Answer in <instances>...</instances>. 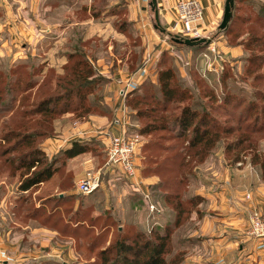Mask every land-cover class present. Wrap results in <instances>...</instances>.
Returning <instances> with one entry per match:
<instances>
[{
	"label": "rangeland",
	"instance_id": "rangeland-1",
	"mask_svg": "<svg viewBox=\"0 0 264 264\" xmlns=\"http://www.w3.org/2000/svg\"><path fill=\"white\" fill-rule=\"evenodd\" d=\"M3 1L0 264H129L133 257L118 250L124 242L139 252L141 246L138 259H145L157 244L153 229L165 227L178 202L188 209L182 201L214 194L235 159L248 163L251 177V166L264 163V0H235L225 31L216 27L204 36L201 16L199 39L209 43L194 48L171 41L169 35L180 37L179 30L163 34L154 22L152 28L130 22L119 0L115 5L91 0L80 9L77 24L71 23L69 8L56 9L41 24L38 5ZM88 12L98 26L83 24ZM102 25L110 37L99 35L105 34ZM96 29L99 34L88 37ZM166 71L172 73L173 97L163 96L158 84ZM126 74L125 83L120 78L113 84ZM118 84L121 91L114 90ZM117 111L124 116L117 118ZM119 127L142 142L130 179L108 166L111 135ZM47 140L58 146L45 148ZM74 143L84 153L68 158L64 152ZM35 147L40 155L33 159L43 162L30 171L19 168ZM50 165V179L20 190L21 175ZM91 174L99 175L98 189L77 194L76 182ZM207 203L193 206L192 219L171 233L162 255L166 264L218 257V249H210L215 244L188 238L199 228L195 210L200 221L209 213ZM256 214L264 219L250 210L247 233L264 239L250 234ZM211 263L218 264V258Z\"/></svg>",
	"mask_w": 264,
	"mask_h": 264
},
{
	"label": "crops",
	"instance_id": "crops-1",
	"mask_svg": "<svg viewBox=\"0 0 264 264\" xmlns=\"http://www.w3.org/2000/svg\"><path fill=\"white\" fill-rule=\"evenodd\" d=\"M27 1L30 7H36V5H38V21L41 24H47L50 16L57 11L56 9L63 7L70 9V16L74 19L71 20V23L77 24L78 22L76 23V19L78 18L80 9L88 7L91 4V0ZM112 1L114 5L117 3V0ZM178 1L179 0H156L159 23L166 31H170L176 21V6ZM195 1L199 3L202 9L201 27L205 36L206 33L209 34V32L213 31L216 27H219L225 0ZM3 2V0H0V5L3 6ZM108 4H110L109 1ZM118 5L119 7L127 9V18H129L130 22L137 23L138 25L143 24L148 27H151V24L154 22V13L150 8V0L139 2L133 0H119ZM89 18L90 13L88 12L86 22L83 23L84 25H89V29L98 26ZM105 21V23H108V20ZM101 28L105 34L97 33L100 30L96 29L94 33L88 37L92 38L95 34H99L102 37L104 35L105 38L111 36L110 33L105 30H109L108 26L105 28V25H102ZM144 34L148 37L150 32L146 29ZM120 78H122V81L125 83L127 74L126 76L118 75L117 78L113 79V84L118 82ZM118 88L121 91L122 88L119 87V84L114 90L117 91ZM115 98L117 99V96ZM116 115L117 118H122L124 116L122 111H117ZM56 143L57 140H47L44 143V147L48 149V147L58 146L54 145ZM247 168H250L248 163L237 162L236 164L230 165L228 175L222 177L220 180L218 179V189L214 190V194H208V192L204 194L198 193L203 200L208 201L207 211L209 213L200 221L196 214H194V220L198 222L197 225L199 228L192 232L188 238H196L198 241L192 239L193 241H197L196 243L215 244L214 248L211 246L210 249L211 253L218 249V257H214V254H211V261L207 260L208 264H212L211 262L214 260L216 261L217 258L218 264H264V239L257 240L251 238L247 233L250 210H258L264 216V174L262 168L251 166L255 174L254 177H251ZM246 196H249V199H246ZM164 221L165 225L171 224L174 221V215H172L171 219ZM236 243H240V245ZM0 258H2V256H0ZM207 263L203 262L201 264Z\"/></svg>",
	"mask_w": 264,
	"mask_h": 264
},
{
	"label": "built area",
	"instance_id": "built-area-1",
	"mask_svg": "<svg viewBox=\"0 0 264 264\" xmlns=\"http://www.w3.org/2000/svg\"><path fill=\"white\" fill-rule=\"evenodd\" d=\"M137 2L143 0H135ZM177 21L172 31L179 30V36L186 39H199L202 37L198 25L201 21L202 11L200 5L193 0H179L177 2ZM108 155V166L117 167L125 179L135 177L133 158L140 154L142 142L137 135L128 136L123 127L112 133ZM99 175L91 174L79 179L75 184V191L82 196L93 194L99 187ZM249 199V196H248ZM256 238H264V219L258 214L251 220V233Z\"/></svg>",
	"mask_w": 264,
	"mask_h": 264
},
{
	"label": "trees",
	"instance_id": "trees-1",
	"mask_svg": "<svg viewBox=\"0 0 264 264\" xmlns=\"http://www.w3.org/2000/svg\"><path fill=\"white\" fill-rule=\"evenodd\" d=\"M234 4H235V0H234ZM233 16V13H232ZM230 22H232V17L230 19ZM229 22V24H230ZM255 40H261L262 37H255ZM172 78V73L169 71H166L164 73H162L158 79V84L160 86V91L163 94V96L171 95L172 97L174 96V90H170V85L169 82ZM50 104V103H49ZM193 116H195L194 114H192ZM192 116V117H193ZM188 120V119H186ZM190 123V121H188ZM150 128V127H149ZM149 129L146 128L144 130H142L141 132H148ZM142 134V133H141ZM38 135H42L39 134ZM35 136V135H34ZM28 146V145H27ZM84 153V148L80 145H78L77 143H74L72 145V148L65 151L64 154L66 157L68 158H74L80 154ZM40 155V151L38 150V148H34L33 150H31L29 153H26L25 156H23V158L21 160H24L22 162H19L20 167L19 168H24L26 171H30L32 168H36L37 164L39 165V162H43L39 159H33L34 156ZM42 156V155H41ZM238 158V157H236ZM27 162V163H26ZM238 162L237 159H235L234 161H232V164H236ZM254 165V164H253ZM257 166V165H254ZM260 168H262L263 174H264V163L259 165ZM16 170V169H14ZM54 169H52V166H48L46 167L44 170L42 171H38L36 173H32L30 176H26L24 178V175H21V177L23 179L20 180V182L22 181L23 183L20 186V190L21 191H28L29 189H31L32 187L39 185L40 183L50 179L51 174H53ZM24 174V173H22ZM193 201H182L184 203L185 206V202H188V204L190 205V207L188 209H186L185 207L183 208L182 203L178 202L175 207L171 208L172 212L174 213V221L169 224V225H165L164 228L159 227H155L158 229H153V231L155 232L156 235V245L153 246L152 248H150V251L148 252V255H146L145 259L139 260L138 256H140L141 254H143V249L140 246V252L137 251L135 249V247L133 248V246H129L126 245L124 243H118V250L120 251V253L122 255H130L133 258L129 259L131 260L129 264H166L165 260L162 258V255L165 252V247H166V243H171L170 242V235L172 232H174L175 230H178V228L182 227L183 224L186 221L191 220V215L190 212L192 211V207L193 206H197L199 202L203 201L200 199V197H193ZM174 200V199H172ZM171 200V201H172ZM169 201H165V205L168 206ZM173 204H171L172 206ZM163 206V205H162ZM169 207V206H168ZM196 212H194L196 214V216H199V211L198 209L195 210ZM203 212V211H201ZM200 212V214H201ZM158 213V212H157ZM149 242H146V244L144 245V248H149ZM135 258V259H134ZM138 259V260H137Z\"/></svg>",
	"mask_w": 264,
	"mask_h": 264
},
{
	"label": "water",
	"instance_id": "water-1",
	"mask_svg": "<svg viewBox=\"0 0 264 264\" xmlns=\"http://www.w3.org/2000/svg\"><path fill=\"white\" fill-rule=\"evenodd\" d=\"M233 6H234V0H225L221 23L219 24L218 27L220 31H225L227 29L230 19L232 17ZM150 8L154 13V29L164 34L165 30L161 27L158 19L156 0H150ZM169 37L171 38V41L174 44L184 46L187 48L199 47L209 43L206 39H183L178 36H171V35H169Z\"/></svg>",
	"mask_w": 264,
	"mask_h": 264
}]
</instances>
